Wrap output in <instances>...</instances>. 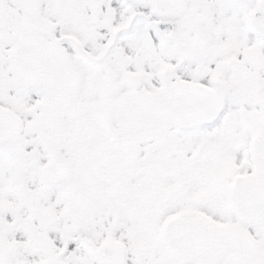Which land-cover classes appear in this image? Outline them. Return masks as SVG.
<instances>
[{"label":"snow or ice","instance_id":"snow-or-ice-1","mask_svg":"<svg viewBox=\"0 0 264 264\" xmlns=\"http://www.w3.org/2000/svg\"><path fill=\"white\" fill-rule=\"evenodd\" d=\"M0 264H264V0H0Z\"/></svg>","mask_w":264,"mask_h":264}]
</instances>
